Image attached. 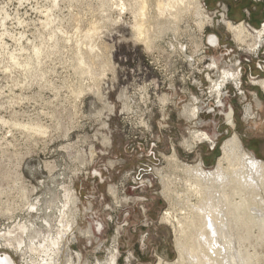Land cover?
Segmentation results:
<instances>
[{"label":"rangeland","instance_id":"374dc122","mask_svg":"<svg viewBox=\"0 0 264 264\" xmlns=\"http://www.w3.org/2000/svg\"><path fill=\"white\" fill-rule=\"evenodd\" d=\"M200 1L213 20L202 31L186 10L187 0H0L9 16L4 22L0 16L6 49L0 54V235L19 222L38 230L48 219L53 227L67 186L78 201L68 248L75 264H106L115 250L116 264L181 263L175 230L161 217L173 211L193 225L197 208L214 190L201 184L194 193L172 156L210 170L223 142L236 134L245 150L264 161V92L251 84L264 79V44L252 53L220 23L224 15L259 28L264 0ZM136 21L143 40L148 33L154 40L151 51L136 40ZM210 36L218 47L209 46ZM195 38L205 52L193 63L186 57L193 55ZM179 44L183 52H173ZM213 61L219 73L242 69L240 87L232 82L226 92L221 88L223 107L234 112L233 128L209 95L208 77L215 80L217 70L207 67ZM195 97L199 119H190L183 108ZM194 130L216 136L214 147L192 142L189 148ZM160 173L174 192L168 198ZM250 191L249 198L264 195ZM22 195L38 199L40 212H27ZM196 230L187 235L193 238ZM32 247L23 246V254L3 248L0 256L29 263L36 260ZM248 248L259 256L251 263L264 264V246Z\"/></svg>","mask_w":264,"mask_h":264},{"label":"bare ground","instance_id":"6f19581e","mask_svg":"<svg viewBox=\"0 0 264 264\" xmlns=\"http://www.w3.org/2000/svg\"><path fill=\"white\" fill-rule=\"evenodd\" d=\"M177 1L182 2L183 0ZM187 2L186 10L191 12L192 16L195 18L194 20L197 27L201 31L206 24L213 23L212 18L205 12L200 0H187ZM158 4L162 5L159 2ZM163 6L166 5L164 4ZM0 16L3 22L9 17L4 9L0 10ZM220 19V23L224 25L226 30H228L232 36H236L237 42L241 43V45L247 44L249 51L252 53L254 51L257 52L264 44V22L256 29L251 26H246L245 23L235 24L226 19L224 15H222ZM147 25H149V23ZM147 25L145 27H147ZM160 27L163 28V26ZM134 28L135 38L140 42L144 37L143 33H141L142 26L137 22ZM160 34L162 35L163 33ZM157 36L158 35H156V37ZM196 39L197 38L192 40L194 52H191H193V55L186 57V59L190 58L189 61L193 63L200 61L196 60V55L198 53L205 52L202 49L203 45L201 39ZM141 42L147 47L148 51H151V42H154V40L149 33ZM208 44L211 48L218 47L217 40L214 36L208 38ZM179 45L180 49L172 45L174 49L173 52H183L182 44ZM37 49L35 48L36 55L39 54V50ZM5 50L4 45L0 43V54ZM8 56L11 60H16L13 54H8ZM201 58L203 59V57ZM207 68L213 72L217 70L215 80L208 77V81L211 83L209 95H213L214 101H217L219 115L224 117L226 125L233 128L234 112L231 107H228V111L223 107L224 103L222 100L223 95L221 88L229 82H234L235 85L240 83L239 77L241 74L238 69L232 67L224 68L222 72L219 73L217 62L215 61ZM95 78H97V75ZM251 84L253 86H258L264 92V79H253ZM164 100H167V97L164 98ZM194 101V103L192 102L188 106L185 105L183 108L187 110H183L184 115L190 119H197L199 117L200 106H197L198 100L196 97ZM208 111L209 114L215 112L213 108ZM214 138L213 135L211 137L206 132L194 130L191 131V139L187 146L191 148L192 142H210L212 147H214ZM66 148L67 147H64V149ZM221 153L222 155L218 158L215 166L210 170H206L202 163L189 166L180 163L175 155L172 156L174 166L186 176L187 182L194 190V193L198 192L197 187H200L199 185L201 184L210 185L211 190H214V195H207V198L203 199L200 206L197 208L199 225L196 220L193 221V225L189 223L187 216L178 218L173 211H167L163 217H161L162 221L170 224L175 230V246L179 257L178 261L183 264H252L256 259L258 261L259 256L255 253L249 254L248 247L253 243H255L256 246L257 244L264 246V195H256L255 197L249 198V193H252L250 190H264V161L256 159L250 152L245 150L236 134H233L231 138L223 142ZM53 168L54 167H51L50 169L53 170ZM160 176L163 186L162 194L166 197L173 195L174 192L171 190L170 181L167 180L166 176L163 175V177L161 173ZM62 189L64 193V202L58 209V221L53 227L48 219L44 220V226L39 227L38 230L34 229V224L16 223L12 229H9L4 235H0V250L2 251L3 248L13 250L14 254H17L21 251L23 252V246L28 249L32 242L33 247L32 250L30 249V253L32 256L36 257V260H32L25 264H60L64 255H66V264H75L72 261L68 248L70 238L71 241L75 238V230L77 229L74 219L77 212L76 206L78 201L72 196L69 187L63 186ZM246 189H248L249 192L244 195ZM228 192H230L231 195ZM111 194H113V192ZM30 196L31 195H22L24 200L23 204L27 206L26 211L33 214L39 213L41 210L39 200L36 199L32 201ZM48 208H51V206ZM191 227L197 229L196 235L193 238V235H187V230H190ZM253 230L257 231L256 235L252 234ZM24 236L27 237L26 241ZM83 236L89 237L90 234L85 233ZM1 239L4 240L3 245H1ZM22 252L21 254H23ZM109 253V259L106 264H116V250L115 254L113 251ZM253 258L255 260L251 263ZM13 261L11 256H5L4 258L0 256V264H14ZM96 263L100 264L99 262ZM158 264H161V260Z\"/></svg>","mask_w":264,"mask_h":264},{"label":"built area","instance_id":"2783aa9c","mask_svg":"<svg viewBox=\"0 0 264 264\" xmlns=\"http://www.w3.org/2000/svg\"><path fill=\"white\" fill-rule=\"evenodd\" d=\"M259 51V50H258ZM238 71H239V73L241 74L240 75V77L242 78V69H240V65L238 66ZM230 84L232 85V83H227L226 85H225V87H224V92H226L227 91V87H229L230 86ZM241 86V83L239 84V87Z\"/></svg>","mask_w":264,"mask_h":264}]
</instances>
